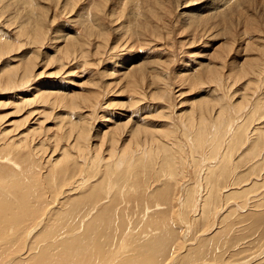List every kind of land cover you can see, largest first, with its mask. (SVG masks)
Segmentation results:
<instances>
[{"label":"rangeland","instance_id":"obj_1","mask_svg":"<svg viewBox=\"0 0 264 264\" xmlns=\"http://www.w3.org/2000/svg\"><path fill=\"white\" fill-rule=\"evenodd\" d=\"M0 49V264H107L119 252L121 264H264V0H0ZM118 122L127 128L110 152ZM234 126L245 144L260 138L253 159L245 145L233 153L236 140L226 150ZM134 131L137 144L153 132L167 147L115 170L122 147L136 149ZM207 166L218 171L212 195Z\"/></svg>","mask_w":264,"mask_h":264},{"label":"bare ground","instance_id":"obj_2","mask_svg":"<svg viewBox=\"0 0 264 264\" xmlns=\"http://www.w3.org/2000/svg\"><path fill=\"white\" fill-rule=\"evenodd\" d=\"M221 5V4H220ZM192 13H194L193 11L191 12V17H197V16H199L200 14H205V12L203 11V12H198V13H196V15L194 16V14H192ZM208 13V12H207ZM202 14V15H203ZM36 21V20H35ZM38 21V20H37ZM43 22V21H42ZM39 23V22H38ZM38 23H37V25H38ZM42 25H43V23H41ZM35 26H36V24H35ZM34 26V27H35ZM36 28V27H35ZM40 28H41V26H40ZM38 30H36V32L34 31V37H36V39L38 40V42H39V40L41 41H43V34H42V32L40 31V29L39 28H37ZM42 30L44 29V27H42L41 28ZM34 30V29H33ZM45 31V30H44ZM93 32V31H92ZM92 35V34H91ZM65 37V36H64ZM74 38V37H73ZM70 39V38H69ZM34 40V39H33ZM34 41H36V40H34ZM34 43V42H33ZM35 43H37V42H35ZM88 43V42H87ZM85 47V46H84ZM11 48V47H10ZM64 48H66V47H64ZM73 48V47H72ZM40 49V48H39ZM68 49V48H67ZM71 49V48H70ZM69 49V50H70ZM74 49V48H73ZM82 49V48H81ZM1 50V49H0ZM66 50V49H65ZM74 51V50H73ZM73 51H72V53H73ZM77 51V50H76ZM76 51H74V53L76 52ZM62 52H63V50H62ZM67 52V51H66ZM65 52V53H66ZM83 52V51H82ZM74 53H73V55H74ZM34 55H36L35 53H33ZM63 54H64V52H63ZM67 55L66 56H68V53H66ZM65 55V54H64ZM71 55V54H70ZM85 55V54H84ZM38 56V55H37ZM65 56V57H66ZM31 57V56H30ZM70 57V56H69ZM64 58V57H63ZM66 59H69V58H66ZM252 61V60H251ZM33 60L32 59H28L27 61H26V63L25 64H23V68H22V66H20L21 67V80L19 81L20 83H23V82H25V84H27L28 83V81H29V71H31L32 69H33ZM246 62V61H245ZM139 64V63H138ZM140 65H142V64H140ZM250 65V64H249ZM138 66V65H137ZM136 66V67H137ZM208 66V65H207ZM133 67V66H132ZM135 67V68H136ZM159 67V66H158ZM241 67V66H240ZM239 67V68H240ZM254 67V66H253ZM139 68V67H138ZM145 68V67H144ZM208 68V67H207ZM14 69V68H13ZM13 69H10V70H13ZM18 69H19V67H18ZM241 69V68H240ZM151 70H153V68L151 69ZM208 70H209V68H208ZM14 71V70H13ZM131 71L132 70H130L129 72L131 73ZM218 71V70H217ZM17 72V71H16ZM129 72H128V74H129ZM150 72V71H149ZM153 72H154V70H153ZM209 72V71H208ZM219 72V71H218ZM156 72H154V74H155ZM158 73V72H157ZM211 73V72H210ZM14 74H15V71H14V73L13 72H10V73H7V75H6V77H7V81L8 82H11L12 81V78H13V76H14ZM19 74V73H18ZM132 75H128L129 76V78L130 79H132V80H134V81H136V83L139 81V79L141 80V78H143L144 77V74H143V71L141 70V69H139V70H136V71H134L133 73H131ZM151 74V73H150ZM207 74V73H206ZM213 74V73H212ZM211 74V75H212ZM220 74V73H219ZM156 75V74H155ZM158 75V74H157ZM205 75V74H204ZM209 75V73L207 74V76ZM1 76V75H0ZM20 76V75H19ZM18 76V77H19ZM194 76V75H193ZM192 76V77H193ZM6 77L4 78V79H6ZM17 77V79H19ZM37 77V76H36ZM125 77H127V75L125 76ZM210 77V76H209ZM3 78V77H2ZM128 78V77H127ZM194 78V77H193ZM153 79H154V77H153ZM133 81V82H134ZM199 81V80H198ZM215 81V80H214ZM0 82H2V81H0ZM16 82V81H15ZM31 82V81H30ZM132 81H130V83H131ZM143 82V81H142ZM3 83V82H2ZM5 83V82H4ZM140 83V82H139ZM129 84V83H128ZM154 84V83H153ZM1 85V84H0ZM134 85V84H133ZM20 86V85H19ZM130 86H132V85H130ZM139 86V85H138ZM15 87V86H14ZM136 88H137V86H135ZM1 88V87H0ZM7 89L9 88V87H6ZM132 88V87H131ZM1 90V89H0ZM138 90V89H137ZM139 91V90H138ZM6 93V92H5ZM37 93H38V91H37ZM51 93H52V91H51ZM53 94H55L54 92H53ZM53 94H50V93H45L44 95V97H46V98H48L49 96H53ZM58 94V93H57ZM137 94V93H136ZM43 95V94H42ZM59 95V94H58ZM152 95V94H151ZM40 96V95H39ZM64 96V95H63ZM87 96H89V95H87ZM54 97V99L55 100H57V98H56V96H53ZM66 96H64V98H65ZM50 98H52V97H50ZM49 98V99H50ZM61 98V97H60ZM80 98H82V97H80ZM79 98V99H80ZM93 98V97H92ZM24 99V98H23ZM53 99V98H52ZM58 99H59V97H58ZM86 99H88V98H86ZM90 99V98H89ZM248 99L249 98H247V101H248ZM20 100H22V98H20ZM55 100H53L54 102H55ZM64 100V99H63ZM69 100V99H68ZM27 101H29V100H27ZM58 101V100H57ZM61 101V100H60ZM70 101V100H69ZM72 101V100H71ZM93 101V100H92ZM250 101V100H249ZM26 102V101H25ZM200 102V101H199ZM210 102V101H209ZM57 103V102H56ZM71 103V102H70ZM72 104V103H71ZM85 104V103H84ZM91 104V103H90ZM248 104V103H247ZM77 105H78V103H77ZM87 105V104H86ZM212 105V104H211ZM74 106H76V105H74ZM92 107H94L93 105H91ZM91 107V108H92ZM207 107H208V104L205 102H201L200 103V107H198V108H201V109H207ZM212 107V106H211ZM214 107V106H213ZM212 107V108H213ZM87 108H88V106H87ZM242 108V107H241ZM73 109H75L74 107H73ZM200 109V110H201ZM249 109V108H248ZM80 110V109H79ZM87 111V110H86ZM90 111H92V109H90ZM207 111V110H206ZM212 111V110H211ZM249 111V110H248ZM204 112V111H203ZM87 113V112H86ZM255 114V113H254ZM204 115V114H203ZM190 116V115H189ZM249 116V115H248ZM251 116V115H250ZM191 117V116H190ZM198 118V117H197ZM245 118H246V116H245ZM249 118V117H248ZM192 119V118H191ZM250 119V118H249ZM201 120V119H200ZM199 121V120H198ZM229 122V121H228ZM127 122H121V123H117L116 125H115V127H117V129H116V131L115 132H117L116 134H110V136H108L109 137V147L108 148H110V152H113V149H115V146H117V144H118V136L122 133V132H124V130L127 128ZM187 124V123H186ZM197 124V123H196ZM230 124H231V122H230ZM140 126V125H139ZM184 126H186V125H184ZM237 126V125H236ZM242 126H245L244 124L242 125ZM144 127V126H143ZM189 127V126H188ZM215 127V126H214ZM238 127H239V124H238ZM146 128V127H145ZM145 128H143V129H145ZM226 128V127H225ZM234 128H236V130L238 129L237 127H235L234 126ZM243 128V127H242ZM141 129H142V127H141ZM142 129V130H143ZM216 129V128H215ZM231 129V128H230ZM245 129V128H244ZM243 129V134L245 133V130ZM76 130V129H75ZM148 130V129H147ZM151 130V129H150ZM150 130H148L149 132H151ZM197 130H198V128H197ZM233 130V129H232ZM239 130V129H238ZM238 130L236 131V133H234V139H232L231 138V141L229 140V141H227V145H228V147H226V148H228V149H226V150H228V152H230V148H232V146L234 145V143H235V140L237 141V143H236V148H235V150L233 151V153L234 152H236V149L238 150L241 146H243V145H245V146H243L245 149H244V152L248 149V150H250V151H252L253 153H251L252 154V159L254 158L253 156H257L258 155V152H255L256 151V149H258L259 147H260V138H256V139H252L251 138V140L250 139H248V141H247V143L245 144V139H244V136L242 137L240 134H239V132H238ZM200 131H201V129H200ZM211 131V130H210ZM215 131V130H214ZM234 131H235V129H234ZM148 132V133H149ZM156 132V131H155ZM242 132V131H241ZM63 133V132H62ZM87 133H88V130H87V128L85 129V125H83V126H81L80 128H79V131H78V133H76V139H75V143H73V145H72V147H73V150H75V151H77L78 152V154L80 153H82V151L83 152H85V150H86V146H85V138L87 137ZM153 133V132H152ZM152 133H150L149 134V136H147L146 138L147 139H149L150 141H146V142H142V145L141 144H137V143H139L140 141L138 140L140 137L139 136H141V134L142 133H140L139 131H134V134H133V137H131V138H133V140H134V145H135V150H133V149H131L130 150V147L128 146H123L122 148H123V151L121 152V154L120 155H118V157L115 159V162H114V167L116 168L115 170H119V168H121V169H123V167L125 166H129V168H132L135 164H137V163H143V161L145 160V162H146V164H147V160H151L149 157L151 156L150 154H149V151H150V153H151V149H153L154 150V148L156 147L157 148V151H158V153H161L162 151H164V149L167 147V145L164 143V147L162 148V147H159V144L157 145V143H159L158 141H160L161 142V140H158V141H156L154 138H153V135H152ZM159 133V132H158ZM169 133V132H168ZM118 134V135H117ZM224 134H226V132L224 133ZM223 134V135H224ZM242 134V135H243ZM156 135V134H155ZM144 136H146V134L144 135ZM143 136V137H144ZM168 136H169V134H168ZM193 136V135H192ZM213 136H215V135H213ZM216 136H217V134H216ZM229 137H232V136H230V135H228ZM156 137H158L157 135H156ZM206 137V136H205ZM222 137H224L225 138V136H222ZM258 137V136H257ZM260 137V136H259ZM21 138V137H20ZM158 138H160V137H158ZM248 138V137H247ZM161 139V138H160ZM193 139H195V141H196V144H197V147H200L201 146V144H199V140L201 139V141H202V132H198L197 131V133H195V135H194V138ZM213 139V138H212ZM211 139V140H212ZM220 139V138H219ZM262 139V138H261ZM205 140V139H204ZM207 140V139H206ZM194 141V142H195ZM164 142V141H163ZM249 142V143H248ZM264 142V141H263ZM105 144H107V143H105ZM205 144V143H204ZM203 144V145H204ZM248 144H250L249 146H246V145H248ZM262 144V143H261ZM127 145V144H126ZM202 145V146H203ZM215 145V144H214ZM223 145V144H222ZM221 145V146H222ZM226 145V146H227ZM118 147V146H117ZM223 147V146H222ZM71 148V147H70ZM96 148V147H95ZM94 148V149H95ZM171 148V147H170ZM221 148V147H220ZM117 149V148H116ZM193 149V148H192ZM198 149V148H197ZM219 149V148H218ZM222 149V148H221ZM211 150V149H210ZM209 150V151H210ZM215 150V149H214ZM224 150V149H223ZM226 150H225V152H226ZM170 151H172V150H170ZM173 151H175V149H173ZM219 151V150H218ZM72 152V151H71ZM116 153H117V151H115ZM154 152H155V150H154ZM200 151H198V153H199ZM208 152V151H207ZM222 152V151H221ZM95 153H96V151H95ZM215 153V152H214ZM84 154V153H83ZM152 155H153V153H151ZM167 154V153H166ZM172 154H173V152H172ZM224 153H222L221 155H223ZM244 154H246V153H244ZM115 155V154H114ZM178 155V154H177ZM219 155V154H218ZM116 156H117V154H116ZM172 155L170 154V156L169 157H171ZM179 156V155H178ZM241 156V155H240ZM243 156V155H242ZM73 157V156H72ZM98 157V156H97ZM166 157V156H165ZM222 156H220V158H221ZM111 158H112V156H111ZM110 158V159H111ZM171 158H173V156L171 157ZM176 158V157H175ZM181 158V157H180ZM212 158H214V156L212 157ZM216 158V157H215ZM232 158V157H231ZM73 159V158H72ZM75 159V158H74ZM80 159V158H79ZM187 159V158H186ZM194 159V158H193ZM78 160V159H77ZM153 160V159H152ZM168 160H170L169 158H167V161ZM214 160V159H213ZM243 160V159H242ZM9 161V162H8ZM7 162L8 163H10V164H8V165H12V166H16V167H18L17 169H19L20 171H21V168H20V166H18L14 161H12V160H8ZM100 161V160H99ZM171 161V160H170ZM170 161H168V162H170ZM211 161V160H210ZM231 161H232V159H231ZM255 161H256V159H255ZM79 162V161H78ZM101 162V161H100ZM207 162H209V161H207ZM224 162H226V155H224L223 156V158L220 160V162H218L217 164V166L220 168V167H222L223 166V164H224ZM152 163V162H151ZM201 163V162H200ZM216 163V162H215ZM228 162H226V164H227ZM167 164V163H166ZM207 164V163H206ZM232 164H233V161H232ZM256 164V162L254 163V165ZM133 165V166H132ZM140 165V164H139ZM173 165L174 164H172V166L171 165H169V166H171V168L173 167ZM176 165V164H175ZM210 165V164H209ZM257 165V164H256ZM138 166V165H137ZM146 166V165H145ZM181 166H183L182 164H181ZM206 166V165H205ZM204 166V167H205ZM232 167H233V165H231ZM184 167V166H183ZM214 167V166H213ZM216 167V166H215ZM218 167H217V169H218ZM118 168V169H117ZM174 168V167H173ZM176 168V167H175ZM227 168H228V165L227 166H225L224 167V170H225V172H224V174H226V171H227ZM114 169V168H113ZM112 169V170H113ZM172 170V169H171ZM220 170V169H219ZM119 171H121V170H119ZM203 171H205V170H203ZM231 171H232V168H230V173H231ZM217 172L218 171H216V170H214L213 168H212V166H211V168H210V166H209V168H208V166H207V169H206V172H204L203 174L205 175V173H206V175L204 176L205 177V180H203V182L205 181L207 184H208V186L210 187V192H208V195H212V194H214L215 193V189H216V184H217V181H218V179H217V181H216V174H217ZM169 173V172H168ZM173 172H170V174H172ZM230 173H229V175H227L228 176V178L230 177ZM223 174V175H224ZM174 175V174H173ZM172 175V176H173ZM234 176H236L235 174H233ZM166 177H168V175L167 176H165V178ZM177 177V176H176ZM204 177H203V179H204ZM224 177L226 178V176L224 175ZM236 177H238V176H236ZM169 178H171V176H169ZM168 178V179H169ZM199 178H201V177H199ZM263 178H264V176H263ZM235 179V178H234ZM200 181H202V180H200ZM202 182V184H204ZM208 182H210V184L208 183ZM212 184V185H211ZM230 184V183H229ZM233 184H237V183H235L234 181H233V179H232V182H231V185H233ZM252 184V183H251ZM257 184V183H256ZM255 183H253V185H256ZM79 185V184H78ZM194 185V184H193ZM199 185V184H198ZM201 185V184H200ZM199 185V186H200ZM226 185V184H225ZM164 186V185H163ZM203 187V186H202ZM131 189V188H130ZM199 189V188H198ZM219 189V188H218ZM246 189H249V188H246ZM167 190V189H166ZM245 190V189H244ZM244 190H242V191H244ZM160 191H162V190H160ZM208 191V190H207ZM220 191V190H219ZM163 192V191H162ZM189 192H190V190H189ZM246 192V191H245ZM256 193H258V192H256ZM254 194V193H253ZM224 195V194H223ZM108 196H110V192H108V194H106V197H108ZM193 196H195V195H193ZM199 197V196H198ZM211 197V196H210ZM213 197V196H212ZM187 198V197H186ZM205 198V197H204ZM185 199V198H184ZM194 199V198H193ZM201 199H202V197H201ZM206 199V198H205ZM105 201H106V198L104 199ZM200 201V200H199ZM210 201V200H209ZM104 202V201H103ZM184 202V201H183ZM185 202H187V201H185ZM195 202V201H194ZM201 203V202H200ZM54 205V204H53ZM97 205V204H96ZM202 205V204H201ZM201 205H199V206H201ZM156 206H158V205H156ZM155 206V207H156ZM49 207V206H48ZM52 207V206H51ZM50 207V208H51ZM159 207V206H158ZM184 207V206H183ZM202 207V209L203 210H206V207H205V205H203V206H201ZM95 208V207H94ZM162 208V207H161ZM49 209V208H48ZM153 209V208H152ZM192 209V208H191ZM51 210V209H50ZM49 210V211H50ZM161 210V209H160ZM246 210V209H245ZM3 211V209H0V213ZM174 212H176V211H174ZM199 212H201V210H199ZM212 212V211H211ZM218 212V211H217ZM51 213V212H50ZM49 212H46L45 213V215H44V217H43V221H42V217L41 218H39L32 226H30V228L28 229V231H27V233L25 234V239H26V244H27V248H28V245L30 244V243H32L31 241H33V240H35L39 235H40V232H38V230H39V228L43 225V227H42V229L44 228V226H45V223H46V221H47V219H48V216H47V214H50ZM92 213V212H91ZM160 213V212H159ZM201 215V214H200ZM209 215V214H208ZM46 217H47V219H46ZM149 217V216H148ZM219 217H221L220 215H219ZM12 218V220H13V223H18V221L20 220V217L19 216H12L11 217ZM219 220V219H218ZM88 221V220H87ZM33 226H35L36 228H34V230H33ZM11 227V226H10ZM188 228V227H187ZM10 229V228H9ZM8 229V230H9ZM36 229V230H35ZM8 230H7V232H6V235H7V233H9L8 232ZM4 235V234H3ZM163 235V234H162ZM161 236V235H160ZM167 236H169V235H167ZM163 237V236H162ZM8 238H10V237H8ZM125 239V238H124ZM8 240H11V239H8ZM160 240V239H159ZM156 241V240H155ZM164 241H165V239H164ZM29 242V243H28ZM161 242V241H160ZM159 242V243H160ZM0 243H1V241H0ZM153 244H155L154 242H152ZM158 243V242H157ZM22 245V244H21ZM157 245V244H156ZM159 245V244H158ZM125 246V245H124ZM128 246V245H127ZM147 246H149V245H147L146 244V247ZM160 246V245H159ZM143 247H145V245L143 246ZM149 247H151V246H149ZM180 247V249L182 248L181 247V245L179 246ZM22 248V247H21ZM148 248V247H147ZM155 248V247H154ZM158 248V247H157ZM179 249V250H180ZM145 250H147L146 248H145ZM153 250H156V249H153ZM149 251H150V249H149ZM149 251L147 252V254L149 253ZM24 252V251H23ZM150 252H152V251H150ZM156 252V251H155ZM154 252V253H155ZM123 253H126V252H119V255L117 256V257H112L110 260H109V262L107 263V264H121V259H120V257H121V255L123 254ZM153 253V252H152ZM111 254V253H110ZM115 254V253H114ZM118 254V253H117ZM19 255H21V253L19 254ZM124 255V254H123ZM159 255V254H158ZM13 256L14 255H11V256H8L7 258H5V260H6V262H5V260L4 261H2V262H5L4 264H15V263H17L18 262V260H14V259H12L13 258ZM125 256V255H124ZM123 256V258H125ZM173 256V255H172ZM176 256V255H175ZM16 257V256H15ZM174 257V256H173ZM177 257V256H176ZM175 257V258H176ZM122 258V259H123ZM173 259L171 262H169L170 264L172 263H174V262H176L177 260L176 259ZM257 258V257H256ZM17 259V258H16ZM170 259H172V258H170ZM169 259V260H170ZM254 261H255V259H254ZM39 264H48V263H43L44 261L43 260H39V261H37ZM76 263V260H72V261H69V262H58V263H53V264H75ZM95 263V262H94ZM96 263H98V262H96ZM169 263H167V264H169ZM34 264V263H33ZM125 264H132V261H130V262H127V263H125Z\"/></svg>","mask_w":264,"mask_h":264}]
</instances>
